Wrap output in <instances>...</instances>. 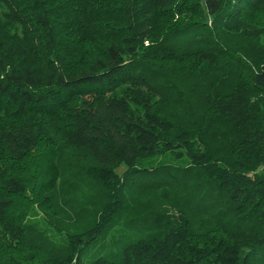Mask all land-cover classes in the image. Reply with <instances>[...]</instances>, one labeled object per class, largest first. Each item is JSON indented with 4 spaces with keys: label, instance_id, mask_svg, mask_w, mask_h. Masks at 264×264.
Masks as SVG:
<instances>
[{
    "label": "trees",
    "instance_id": "16d2710c",
    "mask_svg": "<svg viewBox=\"0 0 264 264\" xmlns=\"http://www.w3.org/2000/svg\"><path fill=\"white\" fill-rule=\"evenodd\" d=\"M263 4L0 0V264H264Z\"/></svg>",
    "mask_w": 264,
    "mask_h": 264
},
{
    "label": "rangeland",
    "instance_id": "374dc122",
    "mask_svg": "<svg viewBox=\"0 0 264 264\" xmlns=\"http://www.w3.org/2000/svg\"><path fill=\"white\" fill-rule=\"evenodd\" d=\"M263 6H264V4H263ZM260 12H262V11H264V8H262V10H259ZM260 15H262L261 13H260ZM262 16H264V15H262ZM263 37V36H262ZM262 40H264V38L262 39Z\"/></svg>",
    "mask_w": 264,
    "mask_h": 264
}]
</instances>
